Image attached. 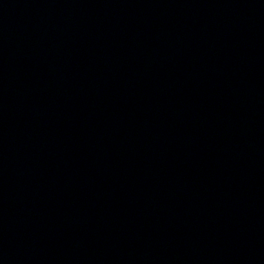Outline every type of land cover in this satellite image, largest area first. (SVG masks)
<instances>
[{
	"label": "water",
	"instance_id": "obj_1",
	"mask_svg": "<svg viewBox=\"0 0 264 264\" xmlns=\"http://www.w3.org/2000/svg\"><path fill=\"white\" fill-rule=\"evenodd\" d=\"M0 264H264V0H0Z\"/></svg>",
	"mask_w": 264,
	"mask_h": 264
}]
</instances>
